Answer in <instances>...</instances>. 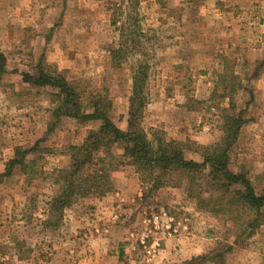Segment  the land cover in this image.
Wrapping results in <instances>:
<instances>
[{
    "label": "rangeland",
    "instance_id": "1",
    "mask_svg": "<svg viewBox=\"0 0 264 264\" xmlns=\"http://www.w3.org/2000/svg\"><path fill=\"white\" fill-rule=\"evenodd\" d=\"M132 35L139 44L115 68L112 51ZM0 53V175L19 148L36 147L28 157L37 160L34 173L16 168L0 179V264H264V226L238 241V230L198 210L183 188L153 190L132 166L111 174V193L48 227L54 174L100 123L55 119L50 91L23 82L43 64L87 93L106 90L111 118L126 130L132 69L144 61L149 138L161 133L201 162L200 148L220 142L227 119L241 114L230 169L261 194L264 0H0ZM200 256L210 258L192 262Z\"/></svg>",
    "mask_w": 264,
    "mask_h": 264
},
{
    "label": "trees",
    "instance_id": "2",
    "mask_svg": "<svg viewBox=\"0 0 264 264\" xmlns=\"http://www.w3.org/2000/svg\"><path fill=\"white\" fill-rule=\"evenodd\" d=\"M139 35L124 37L120 46L112 51L115 68L127 61L130 46L139 44ZM7 60L0 53V79L6 74ZM149 65L139 61L132 69L133 89L130 98L127 128L120 129L112 120L113 101L108 91L87 93L77 81H71L65 73L40 64L35 75L24 74L23 82L32 88L50 91L52 116L72 119L81 124L99 122V129L89 131L81 146L70 148V165L54 174L53 184L57 192L49 202L48 227L58 228L66 210L91 198H103L113 189L111 174L121 167L132 166L143 183H151L152 189L183 188L197 209L215 218H224L237 234L253 237L264 226V189L256 193L252 182L244 172L230 169V152L245 121L241 114L227 119L224 136L211 146L201 147V162L186 158L185 146L168 141L161 133L149 138L142 122L148 103L146 84ZM17 149L6 163L0 179L19 168L24 175L34 173L35 152ZM28 157V159H27ZM216 257V256H214ZM209 256H200L192 262H203Z\"/></svg>",
    "mask_w": 264,
    "mask_h": 264
},
{
    "label": "crops",
    "instance_id": "3",
    "mask_svg": "<svg viewBox=\"0 0 264 264\" xmlns=\"http://www.w3.org/2000/svg\"><path fill=\"white\" fill-rule=\"evenodd\" d=\"M193 251V250H192ZM196 252H194L195 254H190V256L191 255H197V254H199V253H201V250H195ZM188 252H190L191 253V251L189 250Z\"/></svg>",
    "mask_w": 264,
    "mask_h": 264
}]
</instances>
